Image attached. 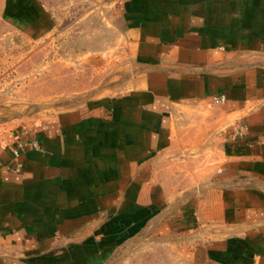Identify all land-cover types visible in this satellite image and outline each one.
<instances>
[{"label": "crops", "instance_id": "1", "mask_svg": "<svg viewBox=\"0 0 264 264\" xmlns=\"http://www.w3.org/2000/svg\"><path fill=\"white\" fill-rule=\"evenodd\" d=\"M28 1L40 38L54 19ZM100 11L133 68L0 144V264H106L139 238L185 264H264V0Z\"/></svg>", "mask_w": 264, "mask_h": 264}, {"label": "rangeland", "instance_id": "2", "mask_svg": "<svg viewBox=\"0 0 264 264\" xmlns=\"http://www.w3.org/2000/svg\"><path fill=\"white\" fill-rule=\"evenodd\" d=\"M37 1L55 23L40 38L25 29L34 3L0 0V144L16 128L47 122L102 86L121 88L133 68L126 45L101 14L102 0ZM140 240L126 243L106 264H185L157 258L163 245Z\"/></svg>", "mask_w": 264, "mask_h": 264}, {"label": "built area", "instance_id": "3", "mask_svg": "<svg viewBox=\"0 0 264 264\" xmlns=\"http://www.w3.org/2000/svg\"><path fill=\"white\" fill-rule=\"evenodd\" d=\"M33 145L35 147H39V144L36 141L33 142ZM22 149H24V143L23 142H17L15 146H12L11 152H12L13 157L18 158Z\"/></svg>", "mask_w": 264, "mask_h": 264}]
</instances>
